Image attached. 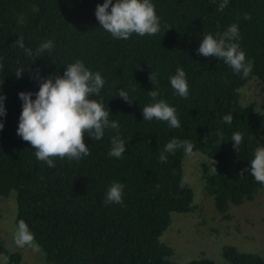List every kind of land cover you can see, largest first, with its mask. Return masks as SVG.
Wrapping results in <instances>:
<instances>
[{"label":"trees","instance_id":"obj_1","mask_svg":"<svg viewBox=\"0 0 264 264\" xmlns=\"http://www.w3.org/2000/svg\"><path fill=\"white\" fill-rule=\"evenodd\" d=\"M219 2L152 0L160 32L117 40L95 17L103 0H0V88L6 97V115L0 117L4 123L0 209L4 200L13 197L15 224L20 219L28 224L48 262L218 264L208 256L175 261L174 248L161 240L173 213L194 212L198 204L184 172L183 150L167 154V163H161L159 155L176 138L191 141L194 152L211 159L212 163L203 164L202 177L223 215L232 205L254 200L264 188L250 171L239 176L255 150L264 147V99L257 105L244 103L242 93L252 81L264 84V0H229L223 11H217ZM245 13L251 14L250 20L243 18ZM233 23L241 36L236 42L253 65L246 79L223 60L196 51L205 34L215 36ZM18 36L34 53L42 42L51 40V56H26L14 46ZM77 60L106 81L100 95L92 98L110 110V120L119 123L126 151L122 159L109 157L115 131L106 130L101 140L86 137L89 156L79 162L55 158V167L50 168L38 162L35 150L17 135L22 111L18 94L35 93L39 77L63 75L66 65ZM178 67L186 73V99L175 95L170 85ZM18 68L25 69L19 79L14 73ZM150 73L156 74L158 83H151ZM120 89L135 99L131 105L116 96ZM152 89L159 91L157 100L176 109L180 128L144 120L142 108L154 103L148 95ZM230 114L231 125L223 122ZM233 132L243 134L238 152L231 140ZM114 181L125 186L123 205L104 204ZM0 255L8 257V264L23 259L20 251L1 243ZM222 256L224 264H264L262 253L231 244L222 248Z\"/></svg>","mask_w":264,"mask_h":264},{"label":"clouds","instance_id":"obj_2","mask_svg":"<svg viewBox=\"0 0 264 264\" xmlns=\"http://www.w3.org/2000/svg\"><path fill=\"white\" fill-rule=\"evenodd\" d=\"M212 2L215 4L217 0ZM228 3L229 0H220L216 10L223 11ZM95 17L100 27L117 40H127L133 34L141 37L154 36L161 28L160 18L156 14L152 0H103V3H98L96 6ZM243 18L250 20L251 14L245 13ZM240 39L239 27L233 23L215 36L205 34L196 51L205 58L223 60L234 73L246 79L252 73L253 65L246 59L245 52L236 42ZM14 46L22 49L28 57L35 56V59L42 57L44 53L50 57L54 48L53 42L47 40L42 42L34 53L31 48L25 46L23 36H18ZM24 71V68L14 71L16 78H21ZM38 79V91L35 93L21 91L18 94L22 101V111L16 130L17 135L35 150L34 154L38 162L46 163L50 168L55 167V158L61 160L67 158L69 161L79 162L90 155L86 137L95 141L101 140L106 130L115 131V135L111 138L109 157L123 158L126 144L120 136L119 123L110 120V110L105 109L101 102L92 98L100 95L106 83L99 72H93L82 61L77 60L66 65L63 75L51 74ZM149 80L153 85L158 83L155 73L149 74ZM170 85L175 95L185 99L189 96V85L183 68L178 67L175 75L170 77ZM148 95L154 103L142 108L144 120H157L166 122L172 129L180 128L181 123L176 109L163 99L157 100L159 91L152 89L148 91ZM116 96L130 105L135 100L123 89L118 90ZM5 99L0 88V117L6 115ZM232 121L231 114L223 117V122L229 125ZM3 128L4 123L0 120V130ZM231 140L234 142V149L238 152L243 134L233 132ZM179 149H182L187 156L194 154V145L191 141L173 138L161 151L159 161L167 163V154H174ZM246 171H250L256 182L264 184V147L255 150L254 158L247 168L240 171L239 176L242 178ZM185 183L186 181L182 180L180 187L183 188ZM124 187L120 182L111 183L106 191L104 204L123 205ZM13 240L19 248L27 247L33 252L41 251L34 233L23 219L16 224ZM0 264H8L6 255H0Z\"/></svg>","mask_w":264,"mask_h":264},{"label":"rangeland","instance_id":"obj_3","mask_svg":"<svg viewBox=\"0 0 264 264\" xmlns=\"http://www.w3.org/2000/svg\"><path fill=\"white\" fill-rule=\"evenodd\" d=\"M242 93L244 103L257 105L264 99V84L252 81L243 88ZM204 163L212 161L201 152L184 158V172L194 187L198 208L191 213L172 214V223L161 236V240L175 250L172 259L186 262L208 256L218 264H224L222 248L226 244L264 255V188L254 200L232 205L228 215L220 214L215 207L214 197L205 189L202 177ZM16 209L13 197L4 200L1 205L0 243L22 253L23 259L19 264H52L47 261L42 248L40 252H33L30 248L15 245Z\"/></svg>","mask_w":264,"mask_h":264}]
</instances>
